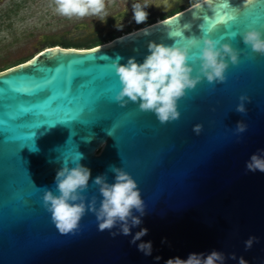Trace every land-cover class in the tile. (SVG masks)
Segmentation results:
<instances>
[{
    "label": "water",
    "instance_id": "1",
    "mask_svg": "<svg viewBox=\"0 0 264 264\" xmlns=\"http://www.w3.org/2000/svg\"><path fill=\"white\" fill-rule=\"evenodd\" d=\"M229 3L239 8L238 20L211 38L239 50L240 64L229 60L225 83L204 78L188 90L178 102L181 118L172 123L161 124L138 104L116 103L121 85L112 64L117 55L121 64L131 57L142 63L151 41L173 45L180 38H169V28L190 24L185 38L202 40L203 16L214 15L207 8L194 12L187 5L93 48L46 46L0 71V264H166L213 250L264 264V173L246 171L251 155L264 149V56L242 35H227L264 32V0L249 8L244 0ZM189 63L195 76L199 65ZM241 95L252 100L247 115L235 111ZM240 121L248 130L237 136ZM196 125L203 126L199 135ZM78 152L91 170L84 195L95 196L97 207L103 197L93 181L107 173L115 183L109 166L136 180L146 214L131 236L114 238L118 227L100 232L90 211L75 234L63 235L52 223L43 196L48 189L59 195L57 171ZM142 228L149 233L137 244L151 241L150 256L130 243ZM251 236L258 242L245 251Z\"/></svg>",
    "mask_w": 264,
    "mask_h": 264
},
{
    "label": "clouds",
    "instance_id": "2",
    "mask_svg": "<svg viewBox=\"0 0 264 264\" xmlns=\"http://www.w3.org/2000/svg\"><path fill=\"white\" fill-rule=\"evenodd\" d=\"M255 3L256 0H244L243 6L249 8ZM152 5L166 8L167 3L166 0H135L131 3L133 20L137 24L146 23L149 16L146 9ZM51 6L54 13L62 18L69 20L96 18L106 23L107 18L113 16L110 10L119 8L121 2L120 0H51ZM205 8L214 15L210 17L205 13L203 16L204 23L200 25L202 40L195 36L185 38L184 31L191 29L190 24H185L181 28L168 29L169 38H180L175 40L173 45L149 42L150 54L142 63L131 57L126 64H121L123 57L116 56L112 67L121 85V90L114 97L116 103L121 107H127L130 102L138 104L140 111L152 112L161 124H168L181 118L178 102L186 97L188 90H195L204 78L210 84L226 82L229 60L231 65L238 66L240 52L229 43L222 44L223 37L221 40H216L212 39L211 35L221 26L230 28L238 20L240 10L232 7L229 0H191V9L194 12L197 10L204 12ZM124 10L127 13V5L124 6ZM116 27L118 30H123V24L120 22H117ZM227 35L232 39L242 35L246 46L264 56V32L253 28L242 34L229 32ZM193 49L196 51L193 52ZM190 61L199 65V72L195 76L193 73L196 69L190 65ZM251 102L249 96L241 95L235 111L247 115L246 104ZM202 130V125H196L193 129L197 135ZM247 130L248 126L240 121L236 126V135L242 136ZM82 159H84L83 154L78 152L71 161L68 158L63 160V165L55 177V188L59 195L50 189L45 191L43 206L51 214L52 223L63 235L75 234L80 228L82 218L90 211L97 218L100 232L111 231L118 227L119 231L111 232L114 238L119 235L131 236L132 229L140 227L143 223L142 217L146 214L145 202L136 180L122 167L109 166L108 171L114 174L115 183L108 182L107 173L96 176L93 181L103 197L100 206L97 207L95 196L89 201L84 195L89 188L91 170L80 163ZM246 171L264 173V149L251 155L246 162ZM134 212L139 215H134ZM148 233L147 228H142L130 241L146 256L152 255V242L139 244L137 242L142 241ZM166 242V240L162 241V243ZM257 242V237L251 236L244 242L245 251L251 250ZM229 258L233 261L238 259V264H248L243 256L238 258L232 253L230 257H226L225 253L216 250L208 254L190 253L187 259L175 257L167 260L166 264H226V259ZM156 259L159 260L160 257Z\"/></svg>",
    "mask_w": 264,
    "mask_h": 264
},
{
    "label": "rangeland",
    "instance_id": "3",
    "mask_svg": "<svg viewBox=\"0 0 264 264\" xmlns=\"http://www.w3.org/2000/svg\"><path fill=\"white\" fill-rule=\"evenodd\" d=\"M17 0H0V66L6 62L27 58L46 47L48 38L59 39L65 37L71 41L91 38L96 34L108 37L111 32L119 34L138 27L133 20L131 3L135 0H120L121 6L110 10L106 23L96 18L84 20L66 19L54 13L51 0H24L25 4L18 13L1 14L12 7ZM177 1V0H176ZM167 6H149L146 11L148 18H161L165 12H171L175 2L166 0ZM127 5V13L124 6ZM117 22L123 24V30H118ZM129 27V28H128Z\"/></svg>",
    "mask_w": 264,
    "mask_h": 264
},
{
    "label": "trees",
    "instance_id": "4",
    "mask_svg": "<svg viewBox=\"0 0 264 264\" xmlns=\"http://www.w3.org/2000/svg\"><path fill=\"white\" fill-rule=\"evenodd\" d=\"M25 4L24 0H17L15 3L12 4V7L9 8L8 10H6L5 13L1 14V18L5 15V14H11V13H18L20 8ZM182 10L181 8H179L178 10L172 11L169 14H162L160 19H164L170 15L175 14L176 12ZM156 21V19L154 17H150L148 18L147 22L144 24H139L137 28H140L144 25L150 24L152 22ZM129 28V27H128ZM131 31L130 29H127V32ZM120 34L116 31V32H111L108 37H103L99 34L94 35L91 38H87V39H83L80 41H71L66 39L65 37L63 38H59V39H54V38H48L46 41V46H52V45H60L63 47H75V48H93L97 45H101L103 43L108 42L110 39H113L117 36H119ZM27 57V58H22L19 60H16L14 62H6L3 66H0V71L6 70L14 65H17L19 63H22L24 61H26L27 59L31 58Z\"/></svg>",
    "mask_w": 264,
    "mask_h": 264
},
{
    "label": "flooded vegetation",
    "instance_id": "5",
    "mask_svg": "<svg viewBox=\"0 0 264 264\" xmlns=\"http://www.w3.org/2000/svg\"><path fill=\"white\" fill-rule=\"evenodd\" d=\"M171 1L172 3H174V5H172V9L170 10L171 12L172 11H175V10H178L179 8L181 9H184L187 5H191V0H169ZM165 12V14H169L170 12H167V11H163Z\"/></svg>",
    "mask_w": 264,
    "mask_h": 264
}]
</instances>
